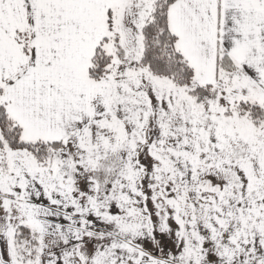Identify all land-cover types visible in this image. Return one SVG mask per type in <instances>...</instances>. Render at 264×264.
Here are the masks:
<instances>
[{"label": "snow or ice", "instance_id": "obj_1", "mask_svg": "<svg viewBox=\"0 0 264 264\" xmlns=\"http://www.w3.org/2000/svg\"><path fill=\"white\" fill-rule=\"evenodd\" d=\"M0 264H264V0H0Z\"/></svg>", "mask_w": 264, "mask_h": 264}]
</instances>
